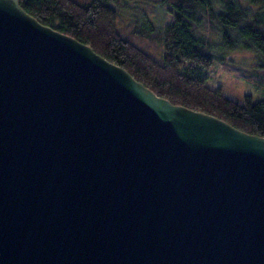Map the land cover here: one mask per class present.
Instances as JSON below:
<instances>
[{
	"label": "water",
	"instance_id": "1",
	"mask_svg": "<svg viewBox=\"0 0 264 264\" xmlns=\"http://www.w3.org/2000/svg\"><path fill=\"white\" fill-rule=\"evenodd\" d=\"M0 264H264V136L0 0Z\"/></svg>",
	"mask_w": 264,
	"mask_h": 264
},
{
	"label": "trees",
	"instance_id": "2",
	"mask_svg": "<svg viewBox=\"0 0 264 264\" xmlns=\"http://www.w3.org/2000/svg\"><path fill=\"white\" fill-rule=\"evenodd\" d=\"M119 2L20 0L41 23L90 45L159 96L264 136V96L255 101L246 94L240 103L206 82L215 59L229 63L219 46L259 52V70L238 68L249 84L264 86V0H161L173 15L161 31L148 17L121 23ZM204 22L220 29L219 41L210 40L209 29L200 31Z\"/></svg>",
	"mask_w": 264,
	"mask_h": 264
},
{
	"label": "rangeland",
	"instance_id": "3",
	"mask_svg": "<svg viewBox=\"0 0 264 264\" xmlns=\"http://www.w3.org/2000/svg\"><path fill=\"white\" fill-rule=\"evenodd\" d=\"M115 5L119 11L120 21L124 24L133 21L132 19L145 20V17H148L156 31H161L165 25L173 21L172 13L161 3V0H120L119 4ZM202 24L204 25L200 28L201 32L209 29L205 32L209 35L210 40L214 42L220 40L221 32L219 28L214 27L215 24H208V22ZM216 51L229 63L221 65L219 60H214L206 80L208 85L220 88L225 95L240 103L244 101L243 97L246 94L251 95L255 101L264 96V86L257 89L254 85L249 84L246 79L241 78L244 75L238 68L259 70L257 67L259 59L261 60L259 52L246 49L223 50L219 46ZM238 73L243 76H238ZM262 73L264 75V72Z\"/></svg>",
	"mask_w": 264,
	"mask_h": 264
}]
</instances>
